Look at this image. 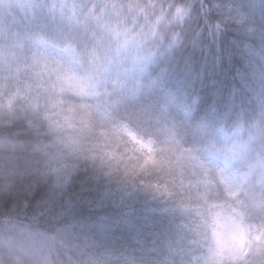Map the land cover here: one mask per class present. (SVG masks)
<instances>
[{
    "label": "clouds",
    "instance_id": "obj_1",
    "mask_svg": "<svg viewBox=\"0 0 264 264\" xmlns=\"http://www.w3.org/2000/svg\"><path fill=\"white\" fill-rule=\"evenodd\" d=\"M0 264H264V0H0Z\"/></svg>",
    "mask_w": 264,
    "mask_h": 264
}]
</instances>
